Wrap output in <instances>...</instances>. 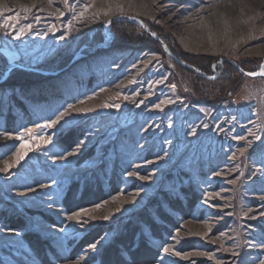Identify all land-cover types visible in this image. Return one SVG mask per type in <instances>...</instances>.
Instances as JSON below:
<instances>
[{
	"label": "rangeland",
	"instance_id": "1",
	"mask_svg": "<svg viewBox=\"0 0 264 264\" xmlns=\"http://www.w3.org/2000/svg\"><path fill=\"white\" fill-rule=\"evenodd\" d=\"M39 2L0 11V264H264V76L153 43L256 73L264 0Z\"/></svg>",
	"mask_w": 264,
	"mask_h": 264
},
{
	"label": "trees",
	"instance_id": "2",
	"mask_svg": "<svg viewBox=\"0 0 264 264\" xmlns=\"http://www.w3.org/2000/svg\"><path fill=\"white\" fill-rule=\"evenodd\" d=\"M120 26H122L120 28ZM119 27V28H118ZM117 28V29H115ZM123 28H132L134 30H138L140 29L138 25H136L135 23H131L128 21H120V22H116L114 25V31L118 32H124ZM152 41V40H151ZM153 43L157 46L160 47V43L159 42H155L153 41ZM171 49V48H170ZM172 53L176 54L175 51L173 49H171ZM180 61L182 62H186L189 65H193L195 68H197L201 74H198L196 72L191 71L190 69H186V68H182L183 70L191 73L192 75L196 76L198 79H200V81L205 85V86H210V88L213 89V87L216 89H220V95H224L226 93L230 91L234 92L236 90V86H237V81L239 78H236L238 76H242V74L236 70L233 66H230L228 63L225 64V68H227L226 73L221 74V76L217 77L215 80H210L207 78V75L211 74V69H212V65L214 64L215 60H203V61H198V62H193L190 61L188 59V57H184V56H179ZM178 65H180L177 61H175ZM181 66V65H180ZM231 68H233V71H231ZM181 68V67H180ZM238 75V76H237ZM228 91V92H227Z\"/></svg>",
	"mask_w": 264,
	"mask_h": 264
},
{
	"label": "water",
	"instance_id": "3",
	"mask_svg": "<svg viewBox=\"0 0 264 264\" xmlns=\"http://www.w3.org/2000/svg\"><path fill=\"white\" fill-rule=\"evenodd\" d=\"M120 19H126V20H129L131 22H134L135 24H137L138 26H140L142 29L145 30L146 33H148L149 36L152 37V35L150 34V30H149V27L147 26V24L145 22H143L142 20H140L139 18H135V17H120V18H116L114 20H112L110 23H113L114 21H117V20H120ZM158 42L162 45V47L164 48L165 52L168 54V56L170 58H172L173 60L177 61L181 66L183 67H186L188 69H190L191 71L193 72H196L198 74H201V72L193 67V66H190L182 61H180L169 49L168 47L166 46V44L162 41V40H159L158 39ZM224 62H228V63H231L232 65H234L236 67V69L245 77H249V78H260V77H263L264 75H262L261 73L264 72V60H263V64L261 66V69L260 71L256 72V73H249V72H246L244 70H242V68H240V66H238L236 63L230 61V60H226V59H223L221 60L220 64L224 63ZM12 69H14V67L10 68L9 71H11ZM215 70V69H214ZM209 79H213V78H210ZM3 81L0 82V84H2Z\"/></svg>",
	"mask_w": 264,
	"mask_h": 264
},
{
	"label": "bare ground",
	"instance_id": "4",
	"mask_svg": "<svg viewBox=\"0 0 264 264\" xmlns=\"http://www.w3.org/2000/svg\"><path fill=\"white\" fill-rule=\"evenodd\" d=\"M5 1L6 3L0 1V11L1 12H4L6 15H12L13 17L14 16H20L22 14V11L23 10H26L27 9V5L30 4L31 6V10H34L36 11L37 15L35 17H38L40 15L43 14L42 11H46V10H50L48 7H47V3L46 2H42L40 4V0H29V1H26V0H16L15 2H8L7 0H3ZM28 3V4H27ZM13 5V6H12ZM46 5V6H45ZM43 6V7H42ZM42 7V8H41ZM41 8V9H40ZM11 9H15L17 14H14V13H11ZM10 19V18H9ZM14 19V18H12ZM11 19V20H12ZM33 19V18H32ZM36 20H39V19H36ZM46 145V144H45ZM42 148V147H41ZM23 149V148H22ZM21 149V150H22ZM25 152V151H24ZM20 156V155H19ZM71 157V155H70ZM21 160V159H20ZM21 162V161H20ZM9 166V165H8ZM7 169V168H6ZM10 170V169H9ZM5 174V173H4ZM96 236V235H95ZM119 238V237H118ZM142 238V237H141ZM117 241V240H116ZM141 248V247H140ZM107 264V263H106Z\"/></svg>",
	"mask_w": 264,
	"mask_h": 264
},
{
	"label": "snow or ice",
	"instance_id": "5",
	"mask_svg": "<svg viewBox=\"0 0 264 264\" xmlns=\"http://www.w3.org/2000/svg\"><path fill=\"white\" fill-rule=\"evenodd\" d=\"M261 74L264 75V72H262ZM52 123L54 124V123H56V121H52ZM92 247H95V246L93 245ZM165 251H167V249H165Z\"/></svg>",
	"mask_w": 264,
	"mask_h": 264
}]
</instances>
